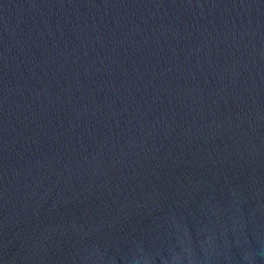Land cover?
Segmentation results:
<instances>
[{
    "label": "water",
    "instance_id": "95a60500",
    "mask_svg": "<svg viewBox=\"0 0 264 264\" xmlns=\"http://www.w3.org/2000/svg\"><path fill=\"white\" fill-rule=\"evenodd\" d=\"M0 264H264V0H0Z\"/></svg>",
    "mask_w": 264,
    "mask_h": 264
}]
</instances>
